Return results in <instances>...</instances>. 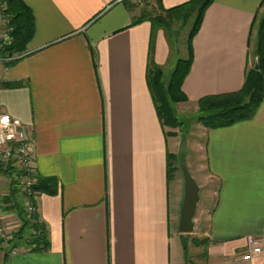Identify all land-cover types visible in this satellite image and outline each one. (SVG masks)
Segmentation results:
<instances>
[{
    "label": "crops",
    "instance_id": "0c3cea01",
    "mask_svg": "<svg viewBox=\"0 0 264 264\" xmlns=\"http://www.w3.org/2000/svg\"><path fill=\"white\" fill-rule=\"evenodd\" d=\"M21 1L34 35L0 72V109L27 129L36 175L55 179L58 191L37 195L26 214L44 227L48 249L14 242L6 264H194L193 240L177 232L188 159L200 190L198 264H241L248 239L261 245L252 264H264V100L232 126L196 121L201 99L239 91L254 66L264 0L205 9L181 87L186 102L172 106L175 129L163 127L147 86L149 64L166 74L172 56V34L153 31L151 19L191 0ZM22 178L17 164L0 170V218L14 233ZM5 253L0 246V264Z\"/></svg>",
    "mask_w": 264,
    "mask_h": 264
},
{
    "label": "trees",
    "instance_id": "16d2710c",
    "mask_svg": "<svg viewBox=\"0 0 264 264\" xmlns=\"http://www.w3.org/2000/svg\"><path fill=\"white\" fill-rule=\"evenodd\" d=\"M142 1L146 5H149L148 0ZM212 1L191 0L182 6L171 10H161L160 14L152 16L151 24L153 31L162 29L168 34H172L174 21H180L182 25H186L193 17L185 41L187 58L185 60H177L167 80L161 68L153 63H150L148 66V90L154 103L156 115L164 128L175 129L182 126L175 117L172 106L186 102V97L182 93L181 87L191 66L192 39L200 28L205 9ZM0 4V16L2 19L8 21L12 30V43L1 52V55L11 58L9 64H12L25 54L26 46L33 38L34 18L30 9L21 0H0ZM256 29L257 41L253 56L257 60V67L255 68L254 63V66L246 72L244 83L239 91L220 96L206 97L198 102V120L202 126L209 129H219L248 121L255 115L258 107L263 102L264 12L257 22ZM9 87H17V85H10ZM169 177H171V173L168 171ZM33 180L31 192L34 199L32 197L30 201L34 207H36L35 197L37 195L45 194L53 196L58 191L57 181L53 178L35 175ZM17 212L20 225L14 233L12 241L9 242L8 250H6L7 254L5 253L4 255V264H6L9 257V252L17 247L14 242L24 241V244L30 245L34 251H45L48 249L47 234L44 227L35 219V215L32 219L27 220L25 209H18ZM31 231L35 232V235H32Z\"/></svg>",
    "mask_w": 264,
    "mask_h": 264
},
{
    "label": "built area",
    "instance_id": "2783aa9c",
    "mask_svg": "<svg viewBox=\"0 0 264 264\" xmlns=\"http://www.w3.org/2000/svg\"><path fill=\"white\" fill-rule=\"evenodd\" d=\"M126 0H118L123 2ZM139 1V0H132ZM1 8V7H0ZM11 28L6 19L0 20V72L3 67L11 61V58L2 56L1 52L12 43ZM33 139L27 129L17 120L12 119L0 109V168L7 164H17L24 173L20 181L21 189L25 198V211L31 217L36 207L30 201L32 196L31 187L34 183L33 177L36 175L34 161L32 157ZM35 235V232H33ZM13 229L9 228L0 218V246L3 250H8L9 242L12 241ZM246 251L241 257V264H252L256 256L261 254V245L253 239H248ZM15 254V249L9 252Z\"/></svg>",
    "mask_w": 264,
    "mask_h": 264
},
{
    "label": "rangeland",
    "instance_id": "374dc122",
    "mask_svg": "<svg viewBox=\"0 0 264 264\" xmlns=\"http://www.w3.org/2000/svg\"><path fill=\"white\" fill-rule=\"evenodd\" d=\"M127 1H129L128 3L132 7L141 6L142 8H145V6L142 3H139L138 1L137 2H134L132 0H127ZM131 3H133V4H131ZM192 21H193V17L190 19V21L186 25H182V23L180 21H174V23H173L172 31H171L172 32L171 36L173 38L172 37L170 38L171 39V44H172V54H171L172 56L170 57L169 64H168V66H167V68L165 70V72H166L165 76L166 77H169L170 74L172 73V71L174 69V66L177 63V60L178 61L179 60H185L187 58V50H186L185 41H186V38H187V35H188V32H189V29L191 27ZM197 116H196V121L198 122L197 124H200L199 120L197 119ZM187 126L190 128V124H187ZM177 128H180V127H177ZM185 134H183V135H185ZM198 136H200V134H197V130H196V127H195V133L193 135V138L197 139V138H199ZM191 143H194V142L192 141ZM199 143H201V141H199ZM195 145H197L196 142H195ZM191 153H192V151H191ZM194 157H196V151L194 152ZM8 165H6L5 167H2L1 170H3V168H6ZM181 165H184L187 169H189L188 168V165H189L190 169H191V161H190V159H188L187 162H185V163L183 162ZM181 170H182V167H181ZM192 171L194 172V169H192ZM15 175L17 177L18 174H15ZM196 225H197V228H194L192 234L188 235V237L186 236V238H188V239L190 238L191 240H193L192 243L188 242L190 250H191L190 251L191 255L188 258V262H191V263H194V264H198V262L196 260L198 259V261H201V258H199V257L202 256L201 255L202 254V250H201L202 239H201V237L200 238L198 237L199 236L198 233H201L200 230H201V228H203L202 227L203 224H202L201 221H199V223H196ZM32 233L33 232L31 231V234ZM13 235H11L12 238H13ZM193 244L198 246V247L194 246ZM194 248H199V249H196L197 250L196 252H198V253H193V251H194L193 249ZM194 257H196V258H194Z\"/></svg>",
    "mask_w": 264,
    "mask_h": 264
},
{
    "label": "water",
    "instance_id": "95a60500",
    "mask_svg": "<svg viewBox=\"0 0 264 264\" xmlns=\"http://www.w3.org/2000/svg\"><path fill=\"white\" fill-rule=\"evenodd\" d=\"M256 62L255 59V68L257 67ZM181 167L184 180V198L179 214L177 232L180 235H190L194 230L193 221L200 200V190L189 170L184 165H181Z\"/></svg>",
    "mask_w": 264,
    "mask_h": 264
}]
</instances>
